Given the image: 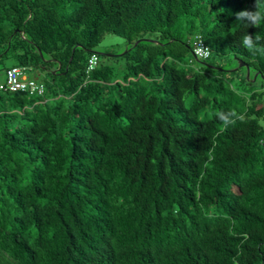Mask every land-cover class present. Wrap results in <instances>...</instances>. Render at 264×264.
Here are the masks:
<instances>
[{
  "label": "trees",
  "instance_id": "16d2710c",
  "mask_svg": "<svg viewBox=\"0 0 264 264\" xmlns=\"http://www.w3.org/2000/svg\"><path fill=\"white\" fill-rule=\"evenodd\" d=\"M245 9L0 0V83L46 73L43 94L0 88V264H264V54L239 46L264 21ZM108 33L121 72L96 50Z\"/></svg>",
  "mask_w": 264,
  "mask_h": 264
},
{
  "label": "rangeland",
  "instance_id": "374dc122",
  "mask_svg": "<svg viewBox=\"0 0 264 264\" xmlns=\"http://www.w3.org/2000/svg\"><path fill=\"white\" fill-rule=\"evenodd\" d=\"M96 50L101 53L110 54V56L103 57L102 58L103 61L117 66L118 71L121 72V69L125 61L121 57H116V55H122L127 50V42L124 38L108 33L105 35L102 42L96 47ZM200 61L201 60L199 59L196 60L195 61L196 65L201 66L202 63ZM208 61L213 63V65L220 66L222 67V69L229 70V71H234V70H237L243 67L241 66L242 65L241 60L232 54H228L226 56H218L215 54ZM6 63L10 65L12 61L7 60ZM248 71L250 74V70L247 69V75H248ZM45 75L46 73L44 71H39V70H33V72H29V71L27 72L28 77L38 79L39 81L45 80V77H46ZM255 77L256 75H254V78Z\"/></svg>",
  "mask_w": 264,
  "mask_h": 264
},
{
  "label": "built area",
  "instance_id": "2783aa9c",
  "mask_svg": "<svg viewBox=\"0 0 264 264\" xmlns=\"http://www.w3.org/2000/svg\"><path fill=\"white\" fill-rule=\"evenodd\" d=\"M194 52L199 58H207L211 54L210 47L201 36L197 37ZM97 56L90 59L89 69H93L97 64ZM0 88L8 91H28L31 94H43L45 85L32 77L27 76V68L14 66L6 71L5 79L0 83Z\"/></svg>",
  "mask_w": 264,
  "mask_h": 264
},
{
  "label": "clouds",
  "instance_id": "9594fccd",
  "mask_svg": "<svg viewBox=\"0 0 264 264\" xmlns=\"http://www.w3.org/2000/svg\"><path fill=\"white\" fill-rule=\"evenodd\" d=\"M236 20L240 25L248 28L249 26L258 27L264 21V0H255V10H241L235 13ZM260 35L249 34L245 31L239 39V46L246 49L251 55L264 54V45Z\"/></svg>",
  "mask_w": 264,
  "mask_h": 264
},
{
  "label": "crops",
  "instance_id": "0c3cea01",
  "mask_svg": "<svg viewBox=\"0 0 264 264\" xmlns=\"http://www.w3.org/2000/svg\"><path fill=\"white\" fill-rule=\"evenodd\" d=\"M1 77H3V75Z\"/></svg>",
  "mask_w": 264,
  "mask_h": 264
},
{
  "label": "water",
  "instance_id": "95a60500",
  "mask_svg": "<svg viewBox=\"0 0 264 264\" xmlns=\"http://www.w3.org/2000/svg\"><path fill=\"white\" fill-rule=\"evenodd\" d=\"M242 64H244V63H242Z\"/></svg>",
  "mask_w": 264,
  "mask_h": 264
}]
</instances>
